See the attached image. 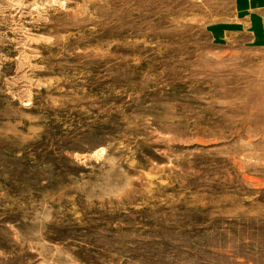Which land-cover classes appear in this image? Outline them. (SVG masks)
<instances>
[{"label":"rangeland","instance_id":"rangeland-1","mask_svg":"<svg viewBox=\"0 0 264 264\" xmlns=\"http://www.w3.org/2000/svg\"><path fill=\"white\" fill-rule=\"evenodd\" d=\"M0 264H264V0H0Z\"/></svg>","mask_w":264,"mask_h":264}]
</instances>
